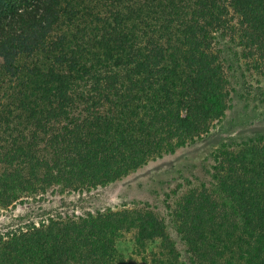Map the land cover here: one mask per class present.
<instances>
[{
    "label": "trees",
    "instance_id": "1",
    "mask_svg": "<svg viewBox=\"0 0 264 264\" xmlns=\"http://www.w3.org/2000/svg\"><path fill=\"white\" fill-rule=\"evenodd\" d=\"M219 38L264 69V0H0V208L118 181L208 134L233 87ZM184 187L178 185L176 196ZM167 204L194 264H264V135L214 156ZM148 206L54 214L0 233V264H133Z\"/></svg>",
    "mask_w": 264,
    "mask_h": 264
},
{
    "label": "rangeland",
    "instance_id": "2",
    "mask_svg": "<svg viewBox=\"0 0 264 264\" xmlns=\"http://www.w3.org/2000/svg\"><path fill=\"white\" fill-rule=\"evenodd\" d=\"M219 46L233 93L227 112L208 134L118 181L79 193L56 188L41 197L2 207L0 233L25 228L54 214L86 216L124 206H148L164 221L171 247L165 248L155 238L145 242L143 251L136 250L134 231H130L116 240L118 252L133 264H194L176 233L167 204L174 205L189 183L210 185L214 156L223 146L237 148L257 135H264V69L247 64L233 42L219 38ZM178 185L184 189L173 196Z\"/></svg>",
    "mask_w": 264,
    "mask_h": 264
}]
</instances>
